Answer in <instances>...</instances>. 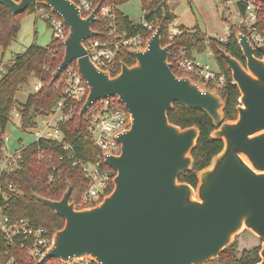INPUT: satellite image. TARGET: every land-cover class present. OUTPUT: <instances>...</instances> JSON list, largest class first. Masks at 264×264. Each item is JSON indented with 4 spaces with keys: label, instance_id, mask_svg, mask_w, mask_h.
<instances>
[{
    "label": "water",
    "instance_id": "obj_1",
    "mask_svg": "<svg viewBox=\"0 0 264 264\" xmlns=\"http://www.w3.org/2000/svg\"><path fill=\"white\" fill-rule=\"evenodd\" d=\"M0 4L14 16L40 5L63 20L68 36L51 83L75 63L89 87L80 116L93 102L117 97L131 118L117 136L119 154L104 156L115 175L112 191L99 204L75 209L69 184L58 201L34 196L64 220L38 264L80 258L98 264H200L216 260L244 231L262 240L258 264H264V56H256L243 33L235 37L245 66L219 49L239 91L237 117L224 121L225 102L215 91L172 72V45H162L161 24L144 50H128L134 64L122 63L111 76L95 67L84 47L99 35L91 29L99 5L83 18L71 0ZM174 103L204 112L215 127L211 139L223 143L197 173L195 189L178 178L191 169L200 134L169 122Z\"/></svg>",
    "mask_w": 264,
    "mask_h": 264
},
{
    "label": "trees",
    "instance_id": "obj_2",
    "mask_svg": "<svg viewBox=\"0 0 264 264\" xmlns=\"http://www.w3.org/2000/svg\"><path fill=\"white\" fill-rule=\"evenodd\" d=\"M71 1L74 2L75 0ZM96 1L100 7L107 5L111 8L118 32H124L128 37L145 35V31L141 25L132 24L128 17L119 11L120 6L128 0ZM166 1L142 0L141 7L142 19L144 21L152 22L158 20L159 24L162 25L161 43L163 46L168 43L167 34L169 25L174 20V16L166 6ZM262 6L264 9V3H262ZM41 8L45 7L34 5L29 7L24 13L14 16L6 7L0 4V47L3 51L17 37L22 17L34 13L36 9ZM240 12H243L242 8H240ZM258 19L259 28L264 30V11L259 15ZM105 24L106 22L99 18L91 25V29L99 33L95 38L102 39L104 37ZM229 28L230 33L226 38V42L223 43L217 39L207 38L197 28L193 29L192 32L179 28L181 35L172 41V49L168 59L172 65V72L177 77H181L172 60L174 52L177 49L186 47L188 51H195L198 54L206 50L212 52L217 69L226 78L225 85L215 90L225 102L223 111L224 121L236 119L239 91L235 85L230 84L231 73L225 61L221 58L219 49H223L245 66V60L235 37L239 28L236 25H229ZM51 50L56 51L53 59H49L47 56ZM63 56V46L60 43L51 41L48 46L43 48L35 45L30 46L23 54L14 56L8 64L3 66V72L0 75V150L3 146V135L9 123V113L16 104L15 95L20 86L25 85L30 78L44 83L39 92L29 95L21 106L23 108V129L33 126L32 115L50 112L61 98L59 80L51 83V76L61 63ZM256 56L261 57L259 53H256ZM122 63L128 66L134 64L126 49L121 50L114 59L115 73L113 76L119 73ZM71 66L76 68L75 63H72ZM211 88L212 86L208 85L206 89ZM167 116L171 124L181 129L196 127L199 130L198 141L191 152L193 165L190 170L180 174L178 178L179 182L186 183L195 189L197 185V173L210 164L212 158L221 151L223 143L219 140L211 139L210 135L215 127L209 117L202 111L188 109L178 103H174L172 110L168 111ZM82 119V117L76 115L68 122L61 124L60 129L65 135V140L72 144L74 157L78 162H94L98 151L94 149L91 141L86 139ZM38 152L43 153L45 158H51V162H48L47 159L43 162L39 161ZM60 157H62L61 161L59 160ZM67 157V153L62 150L61 146L45 140H40L23 149L22 158L19 162L20 170L3 176V180L16 187L18 191L5 211L11 223L25 220L31 226L44 228L51 233L63 227L64 220L57 216L50 208L38 202L34 196L39 195L52 201H58L69 184L72 187L70 202H78L86 188L87 180L81 169L72 166L71 161ZM51 166H60L61 178L58 182L49 186L45 183V179L51 171ZM103 167L106 170L112 171L106 166ZM245 234L254 237L247 231L242 232L238 237ZM9 251H12L20 264H30L24 262V254L18 246L15 245L9 248L5 245L0 233V264H4L6 260L5 253ZM259 251L260 246H257L251 250L244 249L239 253L235 239L229 247L220 253L216 260L200 264H258L260 261ZM55 262V260H50L47 264H54Z\"/></svg>",
    "mask_w": 264,
    "mask_h": 264
},
{
    "label": "built area",
    "instance_id": "obj_3",
    "mask_svg": "<svg viewBox=\"0 0 264 264\" xmlns=\"http://www.w3.org/2000/svg\"><path fill=\"white\" fill-rule=\"evenodd\" d=\"M224 2L234 6L237 12L238 21L236 26L239 28L238 32L243 33L247 37L253 46L255 54L259 53L261 57L264 56V30L259 28L258 19L259 15L264 11L262 3L256 0H224ZM74 4L79 9L82 17L86 18L96 8L97 1L75 0ZM240 8L243 9L242 13ZM34 13L36 18L44 21L50 28L52 32L51 41L62 45L68 36V30L63 20L48 8L36 9ZM96 18L106 22L104 37L102 39L94 37L84 42L86 56L97 69L111 76L115 73L114 59L116 55L123 49L144 50L147 41L155 33L156 27L159 25L158 20L147 22L142 19L141 26L145 31V35L128 37L126 33L117 31L115 18L109 6H99ZM228 32L230 33V28ZM180 35V29L171 23L167 34V45L171 44ZM219 41L223 43L226 42V39ZM55 55L56 51L51 50L47 56L49 59H53ZM197 55L199 54H196L195 51H188L186 47H181L174 52L172 60L181 77L189 78L193 82L198 83L203 89L211 85V90L215 91L224 86L226 83L225 76L217 68L212 69L208 62L200 60ZM204 55L205 59L213 58L210 50H206ZM71 64L66 67L58 78L61 98L50 112L32 115L33 126L26 129L22 128L23 108L16 109L14 107L9 113V122L14 118L18 119V129L32 135L34 137L33 141L28 145H22V142L19 141V147L14 151H10L6 146L8 136L6 133L3 135V146L0 150V233L5 245L9 248L15 245L18 246L24 254V262L30 264H38L40 262L52 244L54 233L44 228H35L25 220L10 222L5 211L18 191L13 185L6 183L3 180V176L20 170L19 162L22 158L23 149L40 140L54 142L67 153V158L71 161V165L81 169L87 180L82 196L77 203H74L75 209L84 210L94 207L113 189L115 172L104 169L103 166H106L104 164V156L119 154L120 145L117 141V136L130 127V115L117 97H107L93 102L81 116L79 115L81 107L88 96L89 87L77 67L74 68ZM0 72H3V69ZM230 84L234 85L232 79ZM43 85L44 83L36 80L32 93H38ZM76 115L83 118L86 139L90 140L94 149L98 151L94 162H78L74 157L72 144L65 140V135L60 129L61 124L68 122ZM46 159L51 162V158H45L43 153L38 152L39 161L43 162ZM59 160L61 161L62 157ZM60 178V166H51V171L46 176L45 183L51 186L58 182ZM5 257L4 264H20L12 251L6 252ZM49 261L43 264H47ZM55 261L54 264H98L90 258L73 259L68 262Z\"/></svg>",
    "mask_w": 264,
    "mask_h": 264
},
{
    "label": "rangeland",
    "instance_id": "obj_4",
    "mask_svg": "<svg viewBox=\"0 0 264 264\" xmlns=\"http://www.w3.org/2000/svg\"><path fill=\"white\" fill-rule=\"evenodd\" d=\"M179 1L175 8L176 15L181 14L185 27H197L200 32L208 33L212 38H225L227 36L229 25H236L238 21L237 12L232 5L225 4L218 0H197L196 3L188 4L187 0ZM142 0H128L120 6L119 11L128 17L134 25H141L142 19ZM52 32L47 24L36 18L35 13H31L22 17L20 21V29L17 37L3 51L0 47V71L5 64H8L14 56L23 54L30 46L46 47L50 44ZM199 57L200 60L208 62L212 69L216 68L215 60L205 59L204 52ZM2 72H0V75ZM36 80L30 78L29 81L19 87L15 95V108L20 109L25 103L26 98L33 94V85ZM14 124H13V123ZM19 128V120L14 118L8 123L5 133L8 136L6 146L10 151H14L19 146L28 145L33 141L34 137L28 133L22 132ZM260 245L258 238L249 235H241L236 238L237 251L251 250Z\"/></svg>",
    "mask_w": 264,
    "mask_h": 264
},
{
    "label": "crops",
    "instance_id": "obj_5",
    "mask_svg": "<svg viewBox=\"0 0 264 264\" xmlns=\"http://www.w3.org/2000/svg\"><path fill=\"white\" fill-rule=\"evenodd\" d=\"M188 1V4H191V3H196V2H198V1H195V0H187ZM218 1H220L221 2V0H218ZM179 1H176V0H167L166 1V6H167V8H168V10H169V12L174 16V20H173V26H175V27H178V28H182L183 30H187V31H189V32H192L193 31V29H195V28H197V27H191V28H187V27H185V24H184V22L181 20L182 19V17H181V14H179L178 13V15H176V13H175V8H176V6L179 4L178 3ZM222 2H224V1H222ZM225 3V2H224ZM226 4V3H225ZM120 9V8H119ZM142 20V19H141ZM198 29V28H197ZM200 31V30H199ZM202 33H204V32H202ZM205 35H206V37L207 38H212V36H210L207 32L206 33H204ZM227 37V36H226ZM226 37L225 38H219V39H217V40H221V39H226ZM212 39H215V38H212ZM196 54H198V53H196ZM202 54H199V55H197L198 57H200ZM216 64V63H215ZM216 68H217V66H216Z\"/></svg>",
    "mask_w": 264,
    "mask_h": 264
},
{
    "label": "flooded vegetation",
    "instance_id": "obj_6",
    "mask_svg": "<svg viewBox=\"0 0 264 264\" xmlns=\"http://www.w3.org/2000/svg\"><path fill=\"white\" fill-rule=\"evenodd\" d=\"M236 238H238V236H237ZM236 238H235V239H236ZM235 239H234V240H235ZM258 240L260 241V245H259V246H261V242H262V240H260V239H258ZM233 242H234V241H233Z\"/></svg>",
    "mask_w": 264,
    "mask_h": 264
}]
</instances>
